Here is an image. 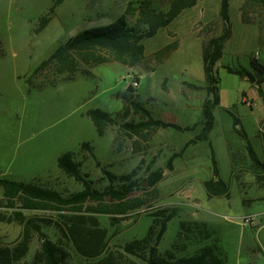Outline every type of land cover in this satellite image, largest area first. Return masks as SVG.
<instances>
[{"label":"rangeland","instance_id":"374dc122","mask_svg":"<svg viewBox=\"0 0 264 264\" xmlns=\"http://www.w3.org/2000/svg\"><path fill=\"white\" fill-rule=\"evenodd\" d=\"M138 1L63 0L39 31V18L53 0H0V176L38 182L63 195L78 192L82 184L56 164L59 155L71 151L95 189L109 185L102 169L116 177L115 184L129 176L126 183L135 181L140 188L129 194L136 208L113 216L85 209L77 214L67 208L22 209L4 200L0 188V246L19 248L29 232L26 250L11 264H43L39 252L45 238L65 252L62 264H147L123 246L145 237L151 224L169 214L172 218L157 243L158 255L170 251L190 256L210 246L222 264H264V167L252 163L241 138L244 129L264 163V83L256 85L226 70H250V58L258 56L264 64V25L257 22V2L229 0L232 37L217 63L220 102L213 108L209 143H194L183 157L173 160L171 171L166 168L168 157L201 132V109L211 99L204 88L201 44L221 32L220 0H203L186 9L184 17L170 25L174 38L162 28L145 39L140 65L104 63L90 68L92 76L77 73L74 80H63L64 75L53 68L32 76L36 66L69 37L109 24L128 2ZM154 6L166 8L164 3ZM202 7L213 20L194 27L191 17L198 18ZM245 11L249 19H256L255 26L241 21ZM127 19L134 25L135 16ZM254 30L259 33L257 41L251 38ZM167 43H176L175 48L166 50ZM132 78L140 82L135 89L129 85ZM129 101L138 102L154 118L193 130L136 133L127 124L145 117ZM92 108L115 119L102 136L85 115ZM234 117L239 121L236 127ZM83 141L89 142V149L81 148ZM209 144L219 176L228 185V197L208 198L203 186L213 177ZM155 171L163 172L155 190L150 183L142 186ZM247 216L253 221L243 224Z\"/></svg>","mask_w":264,"mask_h":264},{"label":"trees","instance_id":"16d2710c","mask_svg":"<svg viewBox=\"0 0 264 264\" xmlns=\"http://www.w3.org/2000/svg\"><path fill=\"white\" fill-rule=\"evenodd\" d=\"M63 0H53L49 11L39 18L38 30L44 29L52 19L56 7ZM200 0H139L136 5L128 2L123 13L107 25L90 27L77 32L62 42L46 59L41 61L33 70L32 76L47 68H53L57 74H63V80H74L77 73L84 76H92L91 67L104 63H119L124 66L133 67L142 64L145 59V46L143 41L154 37L161 28L169 26L175 18L186 8L196 5ZM262 5L264 0H252ZM164 3V10L154 6V3ZM229 0H220L219 16L222 21L221 32L215 36L204 39L201 44L202 68L204 75V88L211 96L207 99L201 109L203 125L201 132L187 141L180 150L173 151L166 161V168L173 170V160L180 157L189 144L200 140L209 143V136L214 124L213 108L220 102L218 94L219 75L217 63L223 55L226 42L231 38L232 30L229 22ZM128 16H135L134 25L128 23ZM176 43L165 46L166 50L175 48ZM250 70L246 68H226L231 74H236L256 85L264 83V64L257 57L250 58ZM192 88H199L191 85ZM264 98V97H263ZM136 110L141 111L145 117L139 123H128L127 126L137 131L147 129L154 132L158 129L172 128L177 131H191L193 126L182 127L174 122L154 118L150 112L139 105L138 102L129 101ZM99 136L104 134L107 127L115 123L110 113L100 109L92 108L85 112ZM239 124L238 118L234 117V126ZM241 138L246 144L248 155L255 166L264 167L255 150L253 149L248 135L243 129ZM210 148H211V144ZM81 148L89 149V142L83 141ZM211 162L213 177L203 182L208 198L228 197L229 190L226 182L220 178L217 168L215 153L211 148ZM56 164L66 176L73 177L79 181L83 188L75 193L63 195L58 190L43 186L34 181H17L0 176V188L2 198L18 205L22 209H46L58 211L62 208L73 210V214L86 212L123 214L128 210L135 209L136 204L129 201V194L135 189H140L135 181L129 176L121 178L122 184H115L116 179L111 173L102 169L108 177L109 185L102 191L92 186L88 175L80 171V163L73 159V153L66 151L59 155ZM264 169V168H263ZM163 172L155 171L148 176L150 187L155 190V185L162 179ZM125 182V183H123ZM76 216V215H75ZM75 216H71L74 221ZM172 214L166 215L160 221H156L148 228L147 234L141 239H134L123 246V250L133 256L142 259L147 264H222V260L214 253L210 246H205L196 254L190 256H175L168 251L164 256L157 254V243L161 240L167 229V222ZM182 223L181 225H183ZM194 225H206V222L194 221ZM156 225L158 228L156 229ZM36 229H39L36 227ZM28 230L19 248L9 249L0 246V264H11L27 248ZM16 251L19 254H16ZM43 264H62L65 252L48 239H44L39 252Z\"/></svg>","mask_w":264,"mask_h":264},{"label":"crops","instance_id":"0c3cea01","mask_svg":"<svg viewBox=\"0 0 264 264\" xmlns=\"http://www.w3.org/2000/svg\"><path fill=\"white\" fill-rule=\"evenodd\" d=\"M203 0H200L199 2H202ZM198 2V3H199ZM198 3L196 4V5H198ZM196 5H194V6H192V7H190V8H193V7H195ZM256 7H257V16H258V21L257 22H259L261 25H264V8L262 7V5L261 4H259V3H257L256 5H255ZM186 9H189V8H186ZM186 9H184L178 16H177V18H175V20H178V19H180V18H182V17H184V11H186ZM219 10H220V6H219V9H218V14H219ZM190 15V14H189ZM189 15H187V16H189ZM194 17V16H193ZM242 17V19H241V21L243 22V23H246V24H250V25H253V26H255V20L256 19H254L253 17L251 18V19H249V17H248V13H246V11H245V13H243V16H241ZM174 20V21H175ZM211 20H213V16H209L208 15V11H206L205 9H204V7H202L201 8V10H200V15L198 16V18H192L191 17V23L194 25V27H195V25L197 24V23H199V22H201V23H203V24H206V23H209ZM173 21V22H174ZM172 22V23H173ZM172 23L170 24V25H172ZM170 25L169 26H167V27H165V30H166V34L168 35V36H170V37H172V38H174L175 36H176V33L173 31V29L170 27ZM257 26V25H256ZM162 29V28H161ZM170 32V33H169ZM175 35V36H174ZM231 37H232V35H231ZM252 40L253 39H258L259 38V33H258V31L257 30H254V32H253V34H252ZM231 39V38H230ZM229 39V40H230ZM228 40V41H229ZM227 41V42H228ZM257 41V40H256ZM226 42V43H227ZM167 45H169L168 43L165 45V46H167ZM259 57V56H258ZM257 57V58H258ZM260 58V57H259ZM260 60V59H259ZM166 121V120H165ZM182 127H185V126H182ZM191 138H189L187 141H189ZM187 141H185L184 143H183V145L187 142ZM196 143V142H195ZM182 145V146H183ZM192 145H194V143H191V144H189L188 145V147L186 148V150L183 152V154L180 156V157H183L184 155H185V153L189 150V148L192 146ZM182 148V147H181ZM180 148V149H181Z\"/></svg>","mask_w":264,"mask_h":264},{"label":"built area","instance_id":"2783aa9c","mask_svg":"<svg viewBox=\"0 0 264 264\" xmlns=\"http://www.w3.org/2000/svg\"><path fill=\"white\" fill-rule=\"evenodd\" d=\"M139 84H140V82H139L138 79H133V78H132V79L129 81V85H130L133 89L137 88V87L139 86ZM252 221H253V217H252V216H247V217H244V218H243L242 223H243V224H249V223H251Z\"/></svg>","mask_w":264,"mask_h":264},{"label":"water","instance_id":"95a60500","mask_svg":"<svg viewBox=\"0 0 264 264\" xmlns=\"http://www.w3.org/2000/svg\"><path fill=\"white\" fill-rule=\"evenodd\" d=\"M149 182L146 180L144 183H142V186H147Z\"/></svg>","mask_w":264,"mask_h":264}]
</instances>
